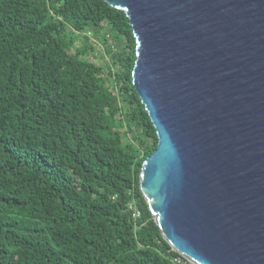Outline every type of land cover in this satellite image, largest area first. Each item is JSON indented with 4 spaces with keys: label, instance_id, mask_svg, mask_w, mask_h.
<instances>
[{
    "label": "trees",
    "instance_id": "1",
    "mask_svg": "<svg viewBox=\"0 0 264 264\" xmlns=\"http://www.w3.org/2000/svg\"><path fill=\"white\" fill-rule=\"evenodd\" d=\"M135 62L104 0H0V264H192L140 191L159 141Z\"/></svg>",
    "mask_w": 264,
    "mask_h": 264
},
{
    "label": "water",
    "instance_id": "2",
    "mask_svg": "<svg viewBox=\"0 0 264 264\" xmlns=\"http://www.w3.org/2000/svg\"><path fill=\"white\" fill-rule=\"evenodd\" d=\"M157 131L140 191L192 264H264V0H104Z\"/></svg>",
    "mask_w": 264,
    "mask_h": 264
},
{
    "label": "built area",
    "instance_id": "3",
    "mask_svg": "<svg viewBox=\"0 0 264 264\" xmlns=\"http://www.w3.org/2000/svg\"><path fill=\"white\" fill-rule=\"evenodd\" d=\"M137 216H139V215L137 214Z\"/></svg>",
    "mask_w": 264,
    "mask_h": 264
}]
</instances>
